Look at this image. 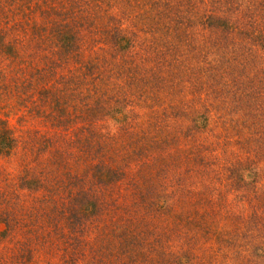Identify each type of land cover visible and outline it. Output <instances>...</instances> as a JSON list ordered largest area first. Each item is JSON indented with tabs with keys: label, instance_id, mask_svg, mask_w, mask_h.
Wrapping results in <instances>:
<instances>
[{
	"label": "rangeland",
	"instance_id": "rangeland-1",
	"mask_svg": "<svg viewBox=\"0 0 264 264\" xmlns=\"http://www.w3.org/2000/svg\"><path fill=\"white\" fill-rule=\"evenodd\" d=\"M0 120V264H264V0H0Z\"/></svg>",
	"mask_w": 264,
	"mask_h": 264
},
{
	"label": "trees",
	"instance_id": "trees-1",
	"mask_svg": "<svg viewBox=\"0 0 264 264\" xmlns=\"http://www.w3.org/2000/svg\"><path fill=\"white\" fill-rule=\"evenodd\" d=\"M48 13H49L48 14V16H49L50 12H48ZM219 19H221V18H219ZM222 21H224V20H219V24ZM225 23L226 22H224V24ZM219 24H217V25H219ZM226 26H228V24H226ZM54 28H56V26ZM60 29L63 31H64V29H66L65 31L67 34L72 33V30L68 27V25H66L65 28L63 26H61ZM79 31L81 32L82 29L79 28ZM110 34H112V36L114 35L115 37L118 35V38L116 39V43L118 41H120V42H126L127 40L130 41L127 38V36L121 34V31L118 28L114 29L113 32ZM62 45L66 47V44H62ZM15 142L16 141L13 138L11 130L7 127L6 121L0 120V153H9L14 148Z\"/></svg>",
	"mask_w": 264,
	"mask_h": 264
}]
</instances>
